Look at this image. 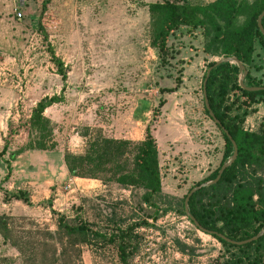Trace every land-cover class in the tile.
Masks as SVG:
<instances>
[{
	"label": "rangeland",
	"instance_id": "1",
	"mask_svg": "<svg viewBox=\"0 0 264 264\" xmlns=\"http://www.w3.org/2000/svg\"><path fill=\"white\" fill-rule=\"evenodd\" d=\"M160 1L48 0L41 13V0H0V214L26 217L52 230L51 211L70 216L71 206L80 205L81 216L93 221L99 211L104 215L113 203L124 201L132 207L138 191L69 178L62 154L82 151L84 139L79 134L83 127L99 128L109 137L115 126L127 123L129 110L137 102L145 103L153 119V110L163 96L159 89H167V84L182 75L179 53L184 42L179 35H188L185 28L167 38L166 56H159L150 46L145 5ZM212 1L188 0L190 4ZM15 12L21 17L17 18ZM188 37H193L191 48L197 50L202 42L197 43L195 35ZM49 50L65 67L64 80L55 71ZM255 52L252 61L259 66L258 71L253 72L252 64L248 70L264 85V52L257 44ZM202 66L194 76L195 86H186L183 92L191 91L184 104V123L191 141L199 145V150L192 152L193 159H213V170L223 145L219 132L202 111L200 79L205 63ZM59 93L63 100L43 112L53 125L54 149L22 152L8 162L10 172L4 180L8 154L26 141L25 121L31 108L40 99ZM257 104L246 113L242 124L246 130L253 131L264 121V97ZM197 181L199 178L178 179L163 184V189L176 190L185 184L174 196L180 198ZM16 189L28 193V205L2 201L3 190ZM127 205L121 206L123 216L130 212ZM138 233L141 240L131 264H218L224 254L213 238L174 212L159 218L154 228H140ZM0 255L15 257L16 252L0 243ZM80 258V264H117L112 253L95 255L87 247L81 249Z\"/></svg>",
	"mask_w": 264,
	"mask_h": 264
},
{
	"label": "trees",
	"instance_id": "2",
	"mask_svg": "<svg viewBox=\"0 0 264 264\" xmlns=\"http://www.w3.org/2000/svg\"><path fill=\"white\" fill-rule=\"evenodd\" d=\"M48 0H41V13ZM150 29V46L159 56L167 55V38L180 28L188 33L198 31L201 52L218 59L231 57L245 69L243 85L264 86L249 73L255 45L264 52V37L260 34L256 18L264 10V0H213L205 4H190L188 0H162L145 5ZM239 17H243L240 23ZM264 31V16L260 21ZM50 61L61 80L66 70L49 50ZM206 63L200 80L202 111L212 121L222 139V153L218 165L204 178L192 184L180 197L165 194L160 187V173L155 142L145 128L139 142L113 139L101 129L83 127L79 136L84 139L80 153L64 151L63 165L69 178L97 180L102 185L113 184L121 189L138 191L132 207L126 202L111 204L107 213L96 214L93 221L81 216V206H71L72 215L52 214L50 230L26 217L0 214V243L16 252L15 257L0 255V264H80L81 249L87 247L95 255L112 253L117 264H131L138 250L140 228H154L156 221L168 212L186 219L196 230L213 238L223 249L218 264H264V121L255 130H246L242 124L251 106L264 97V91L248 92L238 86V68L234 63L213 66ZM211 67L207 76L205 71ZM178 83V78L175 80ZM170 89H159L160 93ZM62 92V90H61ZM59 93L37 101L25 121V143L8 154L9 161L27 150L51 151L56 143L52 138L53 125L43 115L46 108L59 103ZM205 98L208 110L204 107ZM163 100L159 99L153 116L157 115ZM211 113L212 117L209 116ZM236 146V156L212 185L193 192L183 200L192 187L215 178L219 167L232 154L230 140ZM5 148H2L3 152ZM30 202L26 191H2V201ZM82 201H85L82 199ZM49 202V201H48ZM127 205L123 216L121 206ZM262 234L254 241L234 245L217 235L239 242ZM177 243V242H176ZM178 244V243H177ZM179 245V244H178ZM180 250L183 251V246Z\"/></svg>",
	"mask_w": 264,
	"mask_h": 264
},
{
	"label": "crops",
	"instance_id": "3",
	"mask_svg": "<svg viewBox=\"0 0 264 264\" xmlns=\"http://www.w3.org/2000/svg\"><path fill=\"white\" fill-rule=\"evenodd\" d=\"M179 32L181 33V31ZM189 34L196 36L195 40L197 43L198 40L202 42L198 31ZM188 35H179V40L185 43H183L182 46L184 48L179 53V60L183 61L179 68L181 69L180 73L186 75L182 76L179 74L177 76L178 83L174 79V83L166 85V88L170 89V91L161 93L163 94L161 97L163 104L159 108L158 114L153 119L149 118L150 111L147 109L145 103L143 101L137 102L129 110L130 118L127 119V123L118 127L115 126L109 136L113 139L139 142L143 140L145 128L148 127L149 134L154 140L157 150L161 191L171 196H178V192L183 190L185 184L176 190L174 189L175 191L173 189L164 191L163 184L177 181L178 179L184 181L185 178L189 180L191 178H199L201 180L203 174H209L212 171L210 168L213 164V159H209L208 157L204 158L202 156L196 160L193 159L192 152H197L199 145L191 141L190 133L187 132L184 123L185 100L191 97V91L183 93L185 87L187 86L190 89V87L195 86L196 78L194 76H197L200 69L203 68L202 65L204 63L206 65L210 60V56L201 52V45H198L195 51L194 47L191 48L190 42H193V37H188ZM254 55H256L255 49L252 57ZM204 58H208L207 61ZM251 64L253 72L257 73L258 69L256 67L259 68V66H255L254 61H251ZM249 72L252 74L250 70ZM189 74H192V76L189 77ZM176 170L177 172H175Z\"/></svg>",
	"mask_w": 264,
	"mask_h": 264
},
{
	"label": "water",
	"instance_id": "4",
	"mask_svg": "<svg viewBox=\"0 0 264 264\" xmlns=\"http://www.w3.org/2000/svg\"><path fill=\"white\" fill-rule=\"evenodd\" d=\"M264 16V10L262 11V12H260V14L257 16V18H256V25H257V28H258V30H259V32H260V34L264 37V31H263V29H262V27H261V24H260V21H261V18ZM214 63H213V66H216V65H218V64H220V63H225V62H228V63H234L235 65H236V67L238 68V86L241 88V89H243V90H245V91H248V92H254V91H260V90H262V91H264V86H261V87H246V86H244L243 85V83H242V81H243V77L245 76V74H246V71H245V69H244V67L239 63V62H237L234 58H231V57H225V58H221V59H217V60H215V61H213ZM211 69V67H209V68H207L206 69V71H205V76H207V74H208V72H209V70ZM204 81L205 80H203L202 81V95H203V97H204ZM203 103H204V107L208 110V106H207V102H206V100H205V98L203 99ZM209 113V116L210 117H212V115H211V113L210 112H208ZM225 133V132H224ZM225 135L227 136V138L230 140V137L225 133ZM230 143H231V146H232V154H231V156L224 162V163H222V165L219 167V169H218V171H217V174H216V176H215V178L214 179H212V180H210V181H206V182H204V183H201L200 185H198V186H196V187H192L189 191H188V193L186 194V196H185V198H184V200H183V210H184V213L186 214V215H188V212H187V201H188V198H189V196L193 193V192H195L197 189H199V188H202V187H206V186H209V185H212V184H214L218 179H219V176H220V174H221V172L229 165V164H231V162L234 160V158H235V156H236V146H235V144L233 143V141H231L230 140ZM191 219V221H193V223H194V226H197V224L194 222V220L192 219V218H190ZM262 230L261 231H259L255 236H253L252 238H250V239H247V240H245V241H239V242H234V241H230V240H228V239H226V238H224L223 236H221V235H217L220 239H222V240H224V241H226V242H229V243H231V244H234V245H242V244H245V243H248V242H250V241H254V240H256L261 234H262Z\"/></svg>",
	"mask_w": 264,
	"mask_h": 264
},
{
	"label": "built area",
	"instance_id": "5",
	"mask_svg": "<svg viewBox=\"0 0 264 264\" xmlns=\"http://www.w3.org/2000/svg\"><path fill=\"white\" fill-rule=\"evenodd\" d=\"M15 16H16L17 18H20V17H21V15H20L19 12H15Z\"/></svg>",
	"mask_w": 264,
	"mask_h": 264
}]
</instances>
